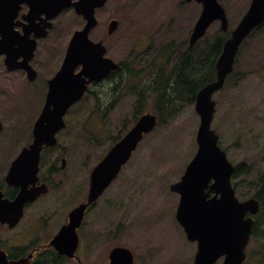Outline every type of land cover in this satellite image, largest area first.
<instances>
[{"label": "rangeland", "instance_id": "1", "mask_svg": "<svg viewBox=\"0 0 264 264\" xmlns=\"http://www.w3.org/2000/svg\"><path fill=\"white\" fill-rule=\"evenodd\" d=\"M218 1L228 18L226 39L248 9L250 0ZM200 10L196 1L108 0L98 11L97 18L102 26L110 18L120 21L115 38L122 42V52L125 44L124 53L130 62L135 55L143 53L147 43L154 48L172 43L180 50L184 49ZM82 24L81 18L72 11L64 13L59 27L62 38L67 41ZM219 28L220 23L213 22L207 36ZM53 43L51 36L42 48L41 40L42 62L37 80L11 83L4 79L0 83V118L3 120L0 176L30 140L32 123L44 103L42 73L47 76L56 68ZM130 69L139 74L143 68L131 66ZM133 86V83H127L126 98L115 105L85 101L74 104L66 113L67 127L59 135L58 144L75 147L78 171L69 180L62 179L63 185L54 193L55 199L51 196L42 198L43 239L56 234L66 221L71 204L85 195L90 170L114 140L133 126L136 114ZM213 100L216 110L211 128L219 135V146L234 166H251L250 173L232 179L233 185L238 184L234 186L236 197L244 201L257 193V180L264 175V26L243 41L233 73L214 93ZM155 104L148 101L144 110L152 113ZM198 124L194 102L186 103L179 113L144 137L78 231L81 244L79 241L76 255L82 263L107 264V254L112 248L125 247L133 253L134 264H193L196 244L186 239L176 221L179 196L171 192L169 186L179 180L196 152ZM84 132L86 137H83ZM53 155L50 154L51 159L45 155V165L49 160L53 161ZM245 171L243 166L241 172ZM37 204L33 208V217L7 233L15 236L14 243L19 248H27L30 240L38 239ZM260 231L264 233L261 226ZM253 250V257L245 264H264V238L254 242ZM64 264L79 263L67 260ZM216 264H221V260Z\"/></svg>", "mask_w": 264, "mask_h": 264}, {"label": "water", "instance_id": "2", "mask_svg": "<svg viewBox=\"0 0 264 264\" xmlns=\"http://www.w3.org/2000/svg\"><path fill=\"white\" fill-rule=\"evenodd\" d=\"M1 5L5 0H0ZM25 2L29 7V15L44 13V26L32 40L44 37L51 29L50 21L60 12L73 8L75 13L85 20L84 27L76 31L70 40L64 63L60 71L49 81V88L44 107L33 126V141L22 149L13 161L5 177L9 185H20L21 190L14 201L2 199L0 192V223L14 227L24 213V205L35 199L39 192L26 189L36 179L40 152L42 148L54 146L56 133L65 127L64 115L68 108L77 102L87 89V84L94 74L104 76L111 66L116 65L109 59H102L100 68L104 71H89L88 56L104 53L100 43L94 44L88 39V33L96 25L95 8L105 6L107 0H16ZM201 4L200 15L193 26L189 43L192 47L204 37L207 29L214 21L220 22V30H228V19L224 8L218 0H185ZM7 5V3H5ZM264 23V0H251L249 7L237 26L224 42L222 51L216 61V78L202 87L195 97V112L199 116L196 134L197 150L186 166L180 180L170 185V190L179 195L176 220L185 232L186 238L197 245L193 264H215L224 257L221 264H241L246 259L245 249L252 231L253 218H245L246 213L254 215L260 209L257 200L251 198L238 201L231 185V176L235 167L228 161L226 153L218 146V134L211 129L215 112L212 95L222 88L226 77L232 72L235 57L242 42L258 26ZM117 26L113 20L109 24V32ZM43 29V34H42ZM11 38L2 44L7 45ZM102 47L98 52L97 47ZM4 52L0 51V54ZM4 63L12 69L8 56ZM83 65L81 73L89 76L88 82L79 79L81 74L74 70ZM157 125V117L146 113L139 117L130 131L121 138L93 169L87 201L79 205L69 214L68 223L63 226L52 239L49 246L59 254L74 257L78 246L77 228L80 226L85 209L92 204L117 177L121 167L128 161L143 136ZM2 125L0 123V131ZM43 188V187H42ZM213 192L212 195H210ZM45 193V190H42ZM12 208H15V213ZM32 254L16 261H8L6 254L0 252V264H32ZM108 264H134L131 251L116 247L108 253Z\"/></svg>", "mask_w": 264, "mask_h": 264}, {"label": "flooded vegetation", "instance_id": "3", "mask_svg": "<svg viewBox=\"0 0 264 264\" xmlns=\"http://www.w3.org/2000/svg\"><path fill=\"white\" fill-rule=\"evenodd\" d=\"M5 3H7V5H5ZM1 4L2 2L0 1V51L4 53L0 54V59H1L0 83H2V80L4 79L8 80L11 83L16 80H23L25 82H29V81L32 82L37 80L39 75V66H41V62H42L40 57L41 40H42V48H43L44 44L49 40L51 36H53L54 38L53 46L56 48L55 71L47 76L42 73V93H43V102L45 103L46 94L48 91V82L62 68L70 40L73 37L74 32L80 30L83 27L84 22L82 26L79 27L78 29H75L71 34L70 38L67 41H65V39L62 38L61 32H59L60 31L59 27L61 26V19L59 16L68 11L73 12L74 10L73 8H68L66 10H63L60 13V15H58L55 19L52 20V27L47 31L46 35L44 37L36 38L35 43L33 44L32 40L36 35H38V33L41 30V27L44 26V24H46L44 22L45 14L39 13L31 17L29 15V7L25 2H18L16 0H5L4 4L3 5ZM99 10L101 9L95 10V17L97 20V24L89 32L88 38L91 42L95 44L100 43L101 46L103 47L104 53L102 54V56L100 55V53L96 54L93 52L92 54H90L87 59L89 63L87 69L89 71H99V72H102L105 69H107V67L100 68L101 63L103 62L102 60L103 58L113 61L116 64V67L113 68L112 64H109L112 69L109 70L104 76L99 78L97 77L98 75L94 74L92 76L90 83L88 84V89L84 92V95L74 104L83 103L85 101L88 102L97 101V102L106 103L108 105H115L126 98L127 90H128L126 88L127 83L136 84L137 93L139 97H147L149 98L148 101H151L152 103H157V97L153 96L154 95L153 92H143V90L148 89L149 86L153 87L154 81L155 79H157L158 74L161 73L163 70H165L168 63L173 59L172 55H170L169 57V50L172 51L174 45L172 43H167L166 45L154 48L151 43H147L145 49L143 50V53L137 54L135 56L136 63L133 65L131 64L128 65L127 64L128 62L126 60V55L124 53L125 44L123 43V52H122L121 51L122 42L115 38V36L120 30V26H121L120 21L117 20L118 23L116 28L114 29V31L109 32V28H108L109 23L111 20H113V18H110L107 21L106 25L104 26L100 25L99 19L97 18V14ZM78 16L79 18H81L82 21H84L82 16L80 15ZM43 32L44 31L42 29V34ZM9 38H11L12 41H10L7 45L2 44L4 40ZM144 43H146V40L142 43V45ZM102 47L100 46L97 47L98 52L102 51ZM7 56L10 66L13 67L12 69H8L6 64L4 63L5 58ZM150 65H155L154 69H152L151 71L149 69ZM131 66H135V67L141 66L143 69L137 75L128 74V71H132L130 69ZM82 67L83 65H79L74 70V73H78L82 69ZM168 68L169 67L167 66V69ZM82 77L85 78L86 80L89 79V77L85 74H83ZM82 77H80L79 79L83 80ZM40 113L38 114V117ZM66 115L64 116L66 126L62 130L56 133L57 143L54 146L51 147L44 146L42 148L40 153L37 178L34 181H32V183H29L26 186V189L29 190L33 189L34 191L39 192V195L32 201L25 203L24 215L16 226L10 228L7 223H3V224L0 223V231L5 232L4 234L0 233V252H5L9 260H17L22 256L25 257L29 253H32V251H33L32 261H34L33 264H35L36 261L35 258H38L37 260L38 264L51 263L54 259H56L57 262L60 259L66 258L63 255L56 254L54 248L47 247L50 240L57 234L59 230L56 232V234L53 233L45 239L42 238V230L45 228V225L42 226V198H48L51 196L52 198L55 199L54 193L62 187L63 180L66 181L69 180L71 177L75 176V174L78 171V156L75 147L59 146L58 144L59 135L67 127ZM37 119L35 121H37ZM35 121L32 123L30 140L21 147L20 151L24 148H27L33 141L32 132ZM0 123L2 125V130H1L2 132L3 120L1 118H0ZM83 134H84L83 137H86L85 132ZM117 141H115L110 146L108 151ZM58 149H60V151H58ZM20 151L17 154H15V156L11 159L5 174L0 176V191L2 192V199L8 200L10 202L16 199L17 195L21 190V186L15 184H11V185L7 184L5 182V177L13 161L18 156ZM46 154L48 159H51L50 154H54L52 157L53 161L49 160L47 165H45L43 162V158L45 157ZM102 158L99 159L97 164L101 161ZM84 161L85 160H83V162ZM124 166L125 165H123V167ZM94 167L89 172L87 190L85 188V195L81 200H75L71 204L69 210H67L66 212V221L63 222L62 226H64L67 223L68 215L70 211H72L78 205L86 202V197L89 189V179ZM257 181H258L257 186L259 189L256 191L257 193L253 195L252 198L256 199L259 202L260 210L254 215L250 214V216H252L254 219V223L252 225L250 240L246 248L247 258L242 264H245L246 262L250 261L251 257H253L254 242L256 243L259 239L264 238V233L260 231V226L264 228V211H263L264 175ZM42 190H45V193H42ZM99 198L94 204H92L86 210L84 218L97 206V202ZM38 202L39 204H37ZM35 204L38 205L37 211H39L38 214L39 225L37 226V231H39L38 239L30 240L27 248H19V246H17L14 243L15 236L8 235L7 233L15 231L19 226L23 224V222L27 221V218L34 216V214L32 213L34 212L36 206ZM12 209L15 213V208ZM248 216L249 214L246 215V217ZM82 224L83 221L81 223V226ZM256 226H257V230L255 231ZM259 255L260 254H258V256ZM220 260L222 263L223 259L220 258Z\"/></svg>", "mask_w": 264, "mask_h": 264}, {"label": "trees", "instance_id": "4", "mask_svg": "<svg viewBox=\"0 0 264 264\" xmlns=\"http://www.w3.org/2000/svg\"><path fill=\"white\" fill-rule=\"evenodd\" d=\"M225 36L220 30H216L192 48H184L181 51L173 47L172 51L169 50V57L173 56L169 71L163 70L155 79L153 87L149 86L143 90L153 92L158 99L152 112L158 116L159 124H165V121L179 113L186 103L192 104L197 91L215 79V62L222 50ZM129 64L132 65V62ZM154 67L155 65H150V71ZM145 106V99L141 97L135 102V115L143 114ZM47 264H54V261Z\"/></svg>", "mask_w": 264, "mask_h": 264}]
</instances>
